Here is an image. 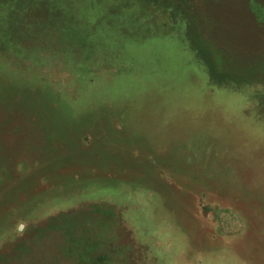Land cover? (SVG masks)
Segmentation results:
<instances>
[{
  "label": "rangeland",
  "instance_id": "1",
  "mask_svg": "<svg viewBox=\"0 0 264 264\" xmlns=\"http://www.w3.org/2000/svg\"><path fill=\"white\" fill-rule=\"evenodd\" d=\"M0 264H264V0H0Z\"/></svg>",
  "mask_w": 264,
  "mask_h": 264
},
{
  "label": "trees",
  "instance_id": "2",
  "mask_svg": "<svg viewBox=\"0 0 264 264\" xmlns=\"http://www.w3.org/2000/svg\"><path fill=\"white\" fill-rule=\"evenodd\" d=\"M102 254H103V253H102ZM102 254H101V255H102Z\"/></svg>",
  "mask_w": 264,
  "mask_h": 264
}]
</instances>
